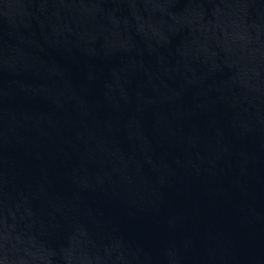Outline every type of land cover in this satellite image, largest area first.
Listing matches in <instances>:
<instances>
[{
	"label": "water",
	"instance_id": "95a60500",
	"mask_svg": "<svg viewBox=\"0 0 264 264\" xmlns=\"http://www.w3.org/2000/svg\"><path fill=\"white\" fill-rule=\"evenodd\" d=\"M0 264H264V0H0Z\"/></svg>",
	"mask_w": 264,
	"mask_h": 264
}]
</instances>
